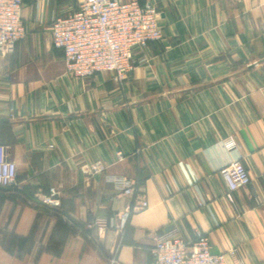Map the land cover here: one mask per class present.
<instances>
[{
  "label": "crops",
  "instance_id": "1",
  "mask_svg": "<svg viewBox=\"0 0 264 264\" xmlns=\"http://www.w3.org/2000/svg\"><path fill=\"white\" fill-rule=\"evenodd\" d=\"M140 2L158 8L164 38L118 84L69 75L53 46V20L77 0H25L26 37L0 53V155L18 170L0 187V264H154L166 233L264 264V0ZM237 156L251 183L231 201L221 168ZM97 161L107 170L89 176ZM110 176L149 202L123 230L134 198ZM51 188L58 207L42 202Z\"/></svg>",
  "mask_w": 264,
  "mask_h": 264
},
{
  "label": "built area",
  "instance_id": "2",
  "mask_svg": "<svg viewBox=\"0 0 264 264\" xmlns=\"http://www.w3.org/2000/svg\"><path fill=\"white\" fill-rule=\"evenodd\" d=\"M25 0H0V53L12 52L16 44L24 39L27 30L22 18ZM53 46L62 50L66 72L76 78H90L98 73H108L118 84L124 83L135 71L134 52L146 48L150 43L164 38L160 25V12L149 2L140 0H77L75 9L56 17L51 25ZM119 161L124 159L117 152ZM107 170L104 162L89 165V176L102 174ZM17 165L0 155V187L17 186ZM227 185V198L233 200V193L251 183L249 172L241 157L237 156L221 168ZM108 181L134 203L118 214L116 227L123 230L129 215L142 211L149 202L142 194H136V182L126 176H110ZM43 204L60 206L59 194L55 188L43 197ZM99 238L105 236L106 225L94 221ZM154 264H229L228 254L214 253L209 238L197 233L193 241H187L176 233L161 234L151 249ZM115 263V260H112Z\"/></svg>",
  "mask_w": 264,
  "mask_h": 264
},
{
  "label": "trees",
  "instance_id": "3",
  "mask_svg": "<svg viewBox=\"0 0 264 264\" xmlns=\"http://www.w3.org/2000/svg\"><path fill=\"white\" fill-rule=\"evenodd\" d=\"M2 188V187H1Z\"/></svg>",
  "mask_w": 264,
  "mask_h": 264
}]
</instances>
